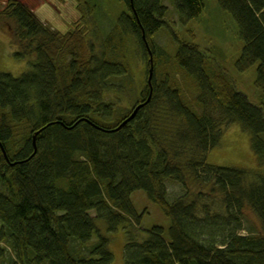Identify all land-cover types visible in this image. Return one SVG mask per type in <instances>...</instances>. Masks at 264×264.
Wrapping results in <instances>:
<instances>
[{
	"label": "trees",
	"instance_id": "16d2710c",
	"mask_svg": "<svg viewBox=\"0 0 264 264\" xmlns=\"http://www.w3.org/2000/svg\"><path fill=\"white\" fill-rule=\"evenodd\" d=\"M75 1L83 19L101 6ZM120 1L128 11L111 15L115 25L99 52L85 28L51 30L20 0H7L1 11L35 44L36 60L20 76L0 70V252L1 244L10 248V264H113L109 235L124 226L125 264H264V236L240 233L246 207L264 231V172L207 162L238 123L264 166V0H217L248 55L261 59L260 104L213 70L208 52L173 32L172 72L153 44L167 23L148 0ZM187 2L194 17L203 15V0ZM132 38L146 60L145 82L132 109L113 116L123 95L115 82L131 71L124 50ZM167 181L185 193L173 203ZM136 191L160 207L167 231L155 226L143 238L134 231L143 217ZM71 240L89 244L88 255L76 256Z\"/></svg>",
	"mask_w": 264,
	"mask_h": 264
},
{
	"label": "rangeland",
	"instance_id": "374dc122",
	"mask_svg": "<svg viewBox=\"0 0 264 264\" xmlns=\"http://www.w3.org/2000/svg\"><path fill=\"white\" fill-rule=\"evenodd\" d=\"M29 1L31 7L25 4L33 9V12L51 30L66 33L75 25L85 28L88 32L89 44L94 45L96 52L101 51L102 43L114 28L115 22L110 20L111 15L128 11L126 5L120 0H92L96 7L101 6L91 13H86L87 17L84 16L83 19V13L77 10L78 4L75 0H46V3L38 7H36V0ZM6 2L7 0H0V70L20 76L29 69V64L36 60L35 44L24 41L23 35L16 34V24L2 16L1 11L6 6ZM203 4V15L194 17L187 0H148L146 5L153 8L168 25L153 37L156 52L165 55L171 71L174 72L178 43L172 32L182 40L195 42L211 55L210 62L213 70L220 69L232 79L238 90L248 96L251 102L260 104L262 92L257 85L261 76V59L248 55L244 43L238 40L236 23L230 14L218 7L217 0H203ZM139 45L137 40L132 38L128 49L124 50L131 71L115 82L119 90L122 88L123 95L119 100L120 106H116L119 111L113 116L124 113L127 108L132 109L138 92L145 82L147 65ZM17 52L20 53L18 56L20 58H16ZM178 77L182 79L180 74ZM183 89L187 98H193L194 94L190 90L193 88L184 84ZM197 110L200 111L199 108ZM207 162L219 167L264 172V166H259L252 150L251 135L243 131L238 123L226 128L220 145L208 153ZM166 187L169 203H173L185 194L182 186L177 183L167 181ZM0 190L6 191L2 182H0ZM132 201L137 212L143 215L140 227L133 226L140 238L144 237L143 231L146 233L155 226L168 230L170 220L157 204L147 198L143 191L133 193ZM99 226L104 232L105 224L99 223ZM126 229L121 226L115 233L109 235L111 238L110 250L114 255L113 264H125ZM240 233L245 236H264L258 217L248 207L244 208L243 227ZM95 243L96 238H93L90 245ZM1 246L5 248V251L0 252V264H10L15 256L7 245L1 244ZM71 248L76 256H87L90 246L89 244L88 246L80 245L71 240Z\"/></svg>",
	"mask_w": 264,
	"mask_h": 264
},
{
	"label": "water",
	"instance_id": "95a60500",
	"mask_svg": "<svg viewBox=\"0 0 264 264\" xmlns=\"http://www.w3.org/2000/svg\"><path fill=\"white\" fill-rule=\"evenodd\" d=\"M144 38H145V42H146L147 47L150 49L149 44L146 41L145 35H144ZM153 74H154V62H153L152 54L150 52V69H149V78H148L149 84H151V80L153 78ZM150 99H151V96L146 100L145 103H142V104L138 105L135 108V110L133 111V113L125 121H123V123L121 124L120 127H118L117 130H119L120 128H122L123 126H125L127 123H129L130 121H132L136 117L137 112L139 111V109L142 108L145 104H147L150 101ZM35 136L36 135H34V137Z\"/></svg>",
	"mask_w": 264,
	"mask_h": 264
},
{
	"label": "crops",
	"instance_id": "0c3cea01",
	"mask_svg": "<svg viewBox=\"0 0 264 264\" xmlns=\"http://www.w3.org/2000/svg\"><path fill=\"white\" fill-rule=\"evenodd\" d=\"M23 3H26L27 5L31 4L29 0H26L27 2L21 0ZM47 1L46 0H36V7L40 6L41 4H44L46 3ZM30 6V5H29ZM31 7V6H30ZM36 9V8H35ZM33 10V9H32Z\"/></svg>",
	"mask_w": 264,
	"mask_h": 264
}]
</instances>
